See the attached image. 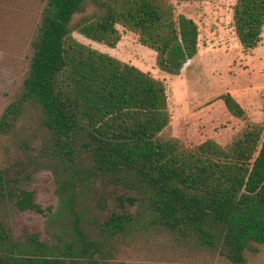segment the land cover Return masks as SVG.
I'll list each match as a JSON object with an SVG mask.
<instances>
[{
    "label": "trees",
    "instance_id": "obj_1",
    "mask_svg": "<svg viewBox=\"0 0 264 264\" xmlns=\"http://www.w3.org/2000/svg\"><path fill=\"white\" fill-rule=\"evenodd\" d=\"M86 1L45 0L28 75L8 110L15 116L29 104L41 114L53 154L69 174L57 208L71 219L69 237L55 244L35 233L14 239L0 222V264H101L108 239L158 229L229 264H244L264 245V127L247 124L226 145L209 138L187 147L166 136L171 116L164 81L72 35V17ZM99 6L101 15L75 25L87 39L113 48L121 25L172 75L197 54L198 25L176 14L171 0H99ZM232 20L241 47L256 48L264 0H236ZM219 98L231 115L244 117L229 92ZM90 177L114 187L116 207L95 224L96 238L81 225L87 220L71 191ZM33 196L0 168V200L43 214Z\"/></svg>",
    "mask_w": 264,
    "mask_h": 264
},
{
    "label": "rangeland",
    "instance_id": "obj_2",
    "mask_svg": "<svg viewBox=\"0 0 264 264\" xmlns=\"http://www.w3.org/2000/svg\"><path fill=\"white\" fill-rule=\"evenodd\" d=\"M171 2L176 14L192 18L199 29L197 54L178 75L159 70L155 52L121 25H117L120 40L113 48L77 33L75 25L82 17L103 13L99 0H87L73 15L72 35L163 80L171 116L164 133L187 147L209 138L226 145L247 124L261 123L264 127V27L258 46L244 50L233 27L236 0ZM44 3L45 0H0V168L17 179L18 186L32 190L34 201L44 210L43 214L18 210L11 199L0 200V222L14 239L35 233L41 241L55 244L66 241L70 233L69 215L57 212L59 189L65 185L68 171L63 172L53 154L50 134L41 125L39 110L28 104L19 108L15 116L8 111L19 98L28 75L31 41ZM226 92L244 108V117H234L227 111L219 98ZM81 163L85 165L86 160ZM113 189L96 177L79 180L71 188L87 220L81 225L92 238L97 236L95 224L116 209ZM128 207L134 210V206ZM258 247L255 254H247L244 264H264V245ZM103 252L101 264H229L161 229L110 238Z\"/></svg>",
    "mask_w": 264,
    "mask_h": 264
}]
</instances>
